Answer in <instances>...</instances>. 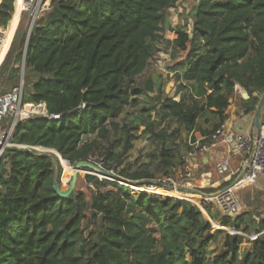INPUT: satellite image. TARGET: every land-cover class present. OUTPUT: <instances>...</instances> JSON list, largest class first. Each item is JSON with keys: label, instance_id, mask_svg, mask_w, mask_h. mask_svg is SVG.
<instances>
[{"label": "trees", "instance_id": "obj_1", "mask_svg": "<svg viewBox=\"0 0 264 264\" xmlns=\"http://www.w3.org/2000/svg\"><path fill=\"white\" fill-rule=\"evenodd\" d=\"M174 2L53 0L29 35L19 28L7 53L19 0H0V26L13 30L0 76L17 86L24 66L23 102L61 115L18 122L11 142L55 149L73 166L99 159L104 169L142 185L155 179L150 165L120 167L141 125L142 133L155 127L152 112L161 113L158 125L166 119L177 124L153 130L167 175L182 155V130L193 132L200 117L214 114V129L220 126L239 90L248 95L241 98L244 113L255 112L264 96V0H199L191 31L180 30L176 38L178 50L187 53L180 63L187 65L188 94L163 97L160 91L158 107L135 111L143 94L137 79L150 67ZM57 159L2 153L0 264H264V217L251 210L217 215L212 203L202 202L230 233L215 229L193 202L94 174L85 177L94 187L90 198L78 190L61 197L54 188ZM221 234L223 248L209 262L208 245Z\"/></svg>", "mask_w": 264, "mask_h": 264}, {"label": "rangeland", "instance_id": "obj_2", "mask_svg": "<svg viewBox=\"0 0 264 264\" xmlns=\"http://www.w3.org/2000/svg\"><path fill=\"white\" fill-rule=\"evenodd\" d=\"M198 3L199 0H175L174 5L170 7L169 10H167L166 17L168 18V22H167L168 25L164 26V28H161L159 32L160 37L158 38L157 43H154V56L152 58L150 67L143 75H141L137 79V85L142 89L143 94L140 97V105L138 108L135 109V111L140 112V109L150 105L152 106L157 105L158 107L162 100V96L159 97L160 95L158 94L160 93V91L162 92L163 97L168 95L180 97L186 93L187 82L182 78V76L187 68V65L185 62L184 64L178 62L180 59L183 60V58L186 57L187 53L178 50L176 39L169 42L168 41L169 39L167 40L162 34L165 33L166 30L173 31L174 28L176 29L178 28L179 31L180 30L185 32L190 31L191 30L190 26L193 23V18L196 14ZM45 14L46 11L42 12L41 17L44 16ZM22 25H24V27H28L27 18H25V16L21 18V20L18 22L16 26L15 34L10 42V46L7 53L12 47V44L15 40V36L19 28L23 27ZM8 28L9 25L6 28L0 26V29H3V32H5ZM5 33L8 34L7 32ZM5 57L0 64V70L2 69V66L4 64ZM157 64H159L158 67L162 66V68L159 71H157L156 69ZM179 64H181L182 66ZM183 80L184 82L182 83ZM0 83H1L0 90L2 91H10L16 86L14 85L15 84L14 82L8 80L5 74L0 76ZM26 86H28L27 81H26ZM186 94H188V92ZM27 104L30 108H34L29 105L31 103H27ZM41 112H38L36 117H41L42 116ZM160 119H161V113L159 111L152 112V121L155 122V127H153L151 131L148 133H142L145 126L141 125L139 131H137L138 138L134 140L133 147L125 155L120 169L125 168V169L135 170L139 167H145L147 165H150L151 171L155 174V179L167 175L161 170L159 166L160 159L157 156L159 150L157 148L156 140L154 139L153 136V130H158L159 128L167 127L169 124H172L170 127V130H172L173 128L177 127V124L175 122H171L170 120L166 119L160 125H158ZM203 119L204 118H202V120ZM11 120H12L11 118L5 119L4 127L8 125ZM184 134H185V130H182L179 139L180 143L178 144L179 146L182 147L181 148L182 154L188 149L193 148L197 145V144L190 145L189 143H185L182 140L184 138ZM238 155L234 156V164L232 163V167L235 169V175L231 179L232 181L239 175L247 159V157L244 156L243 159L239 161ZM180 158L175 160L174 165H179L181 163ZM57 160H58L57 170L60 179V184L62 185L63 189H67L71 182V178H72L71 168L73 167V165H70L71 168L69 167V169L67 170V174L69 176L67 177V180L64 181L65 164H63V161H60L59 158ZM92 162L104 168L102 160L96 159V160H92ZM89 172L90 170L87 168H83L82 171H80L75 188V190L85 192L88 198L91 197L92 189L94 188L92 185H89L85 182V177L87 174H89ZM111 172L117 175L120 171L115 170ZM214 178L216 180H221L222 182L221 185L217 187L211 185L210 182L212 179L211 176H209L208 178H206L207 180L208 179L210 180V182H207L208 183L207 185L197 186L196 188H199L201 190L205 189L208 191L214 190L213 192H205V193H214L219 191L220 188L222 189L223 187L227 186L226 184L228 183V181H224L223 176H219L215 173ZM258 184L259 181L256 182L255 184H249V183L240 184L237 186L236 192L242 202V213L245 212L246 210H251L255 215L264 217V188H261V186H259ZM142 187L144 186H141V188ZM191 196L192 195H189L187 197L189 201L195 200L193 197H197V200L195 201H197L198 204L204 201L198 195H194L193 197ZM207 203H209V201ZM210 203H212V209L214 213L217 215H221V211L218 209L216 203L214 201H211ZM203 213L205 217L209 221H211L215 229H217L218 227H222L220 226L219 222L212 220L211 217L206 212ZM223 229L230 233L235 232L233 229L230 228H223ZM249 238L251 239L256 238V233L250 235ZM223 241H224V234H221L215 241H212L208 245L207 259L209 262H211L214 259V257L222 250Z\"/></svg>", "mask_w": 264, "mask_h": 264}, {"label": "built area", "instance_id": "obj_3", "mask_svg": "<svg viewBox=\"0 0 264 264\" xmlns=\"http://www.w3.org/2000/svg\"><path fill=\"white\" fill-rule=\"evenodd\" d=\"M19 1L21 7L19 21L24 16L27 18L29 35L35 22L41 17V13L47 10V0ZM0 31V33H4L3 29H0ZM158 65L159 64H157V66ZM24 83V80L21 78L19 84L12 90H0V145L3 147L0 149V157L5 151L4 146L14 144L11 142V137L18 122L34 119L38 114V112L25 111L27 103L23 102ZM41 114V117L50 121L59 120L61 118L60 114H50L47 112V109L43 110ZM8 118H11L12 120L4 127V120ZM253 141L254 137L252 133L233 130L228 128L225 123H222L220 126L207 134L201 143H198L195 147L188 149L181 155V168L179 170L175 171L171 175H166L144 182L142 185L135 184L131 186L148 193L159 194L160 192V194L164 196H171L189 201L187 195L194 196V194L180 192L176 188L181 185L193 186L192 181L195 179V171L198 169L197 161L200 160L202 154L209 151L214 144L226 145L230 151L228 155L219 159L215 170L219 175L223 176L224 181H230L235 175V171L232 169L231 152L239 151L248 157L253 147ZM262 175H264V123L259 134L257 151L253 163L247 169L242 180L236 185V187L229 188L219 193L215 198H203L200 195L198 196H200L205 202L214 201L218 209L221 211V214L236 217L242 214V202L236 192L237 186L243 183L255 184L259 181ZM209 176V173H203L199 176V179L203 180ZM202 185L204 184H201L200 186ZM141 186L144 187L141 188ZM166 191L171 193H166ZM174 192L177 194H174ZM190 202L197 204L203 212H206L202 203L198 204L195 200Z\"/></svg>", "mask_w": 264, "mask_h": 264}, {"label": "crops", "instance_id": "obj_4", "mask_svg": "<svg viewBox=\"0 0 264 264\" xmlns=\"http://www.w3.org/2000/svg\"><path fill=\"white\" fill-rule=\"evenodd\" d=\"M53 2V0H47L46 1V12L49 10L51 3ZM169 10V9H168ZM168 18L166 17L165 22L162 24V28H164V26L168 25ZM193 23L190 26L192 29ZM179 31V29L174 28L173 31H169L166 30L165 33H163L162 35H164V37L169 41H173L178 37L177 32ZM191 31V30H190ZM189 31V32H190ZM191 34V33H190ZM6 39L5 36V32L4 34L0 33V48L3 47V42ZM185 58H183L184 60ZM183 60H179L178 63H180V61ZM181 65V64H179ZM182 66V65H181ZM162 68V66H157V71H159ZM183 78V76H182ZM184 79V78H183ZM184 82V80L182 81V83ZM174 85V84H173ZM263 97V95H261V98ZM241 98H247L246 96V92L244 90H239L238 93L236 94V96L234 98H232L231 100V104L228 107V109L225 112V116L226 119L223 123H225L228 128L233 129V130H238V131H242L245 133H254L255 131V126H254V118H255V112L253 113H249V114H245L243 109L241 108ZM202 118H204L202 120ZM202 118L200 117L198 120V124L196 129L193 132H187L185 131L184 134V138L182 139L185 143H189L190 145H196L198 143H200L207 134H209L211 131H213L215 124L218 121V117L215 116L214 114H210L207 113L204 116H202ZM230 149L224 145V144H214L209 151H207L206 153L202 154L200 160L197 161V165H198V169H196L195 171V179L192 181V185L194 187L200 186L201 184L207 185L209 182L207 179H199V176L203 173H209V175L211 176V185L217 187L219 185H221V180H216L214 178V174L216 173L217 175H219L216 170V164L219 161V159L223 156L228 155ZM239 155H238V154ZM239 156V161L241 159H243V157L245 155H243V153L239 152V151H233L231 152V158H232V163L234 164V156ZM181 164V163H180ZM175 165L174 168V172L179 170L181 168V165ZM233 171H235V169L232 167ZM221 176V175H219ZM259 186H261V188H264V175H262L259 179ZM192 186V187H193Z\"/></svg>", "mask_w": 264, "mask_h": 264}, {"label": "water", "instance_id": "obj_5", "mask_svg": "<svg viewBox=\"0 0 264 264\" xmlns=\"http://www.w3.org/2000/svg\"><path fill=\"white\" fill-rule=\"evenodd\" d=\"M192 36V33L190 34ZM21 78L24 80V66L22 69V76ZM246 96L248 97V95L246 94ZM44 106V105H43ZM45 109L46 106H44ZM264 123V96L262 97L261 101L259 102L257 109H256V113H255V118H254V126H255V131L253 133V137H254V141H253V147L252 150L249 154V156L247 157L245 164L241 170V172L239 173V175L227 186L223 187L222 189H220L217 192L214 193H205L203 192L201 189L196 188V187H191V186H178L176 189L180 192H187L190 194H194V195H200L203 198H215L218 196L219 193L229 189V188H233L236 187V185L242 180L244 174L246 173L247 169L252 165L256 151H257V145H258V138H259V134L260 131L262 129V125ZM3 147L0 145V149H2ZM4 150H10V151H21V152H26V153H35V154H40V155H51V156H56L59 158L60 161H66L61 154L52 148H47V147H43V146H32V145H18V144H11V145H7L4 146ZM69 164V163H68ZM71 165V164H69ZM74 173L72 174V178H71V182L70 185L67 189H63L62 185L59 183V180L56 179L55 180V191L61 196V197H68L70 196V194H72V192H74L75 188H76V184H77V180H78V175L80 173V171H82L83 168H87L90 170L89 174H94V175H100L101 177H104L106 179L109 180H113V181H118L121 183H125L127 185H139L141 182H132L129 180H126L104 168H102L101 166H98L97 164H95L94 162L90 161V160H82L78 163H76L73 167ZM134 187V186H133ZM219 229H223L225 227H218Z\"/></svg>", "mask_w": 264, "mask_h": 264}, {"label": "bare ground", "instance_id": "obj_6", "mask_svg": "<svg viewBox=\"0 0 264 264\" xmlns=\"http://www.w3.org/2000/svg\"><path fill=\"white\" fill-rule=\"evenodd\" d=\"M20 13H21V7H20V1H19V11H18L17 17H16V19H15V23H14L13 28H15V27L17 26V24H18V21H19V18H20ZM12 31H13V30H12ZM12 31H11L10 33H8V34L5 33L6 39H5L4 42H3V47L0 48V61H1L2 55H3V53H4L5 49H6V47H7L8 43H9V41H10V39H11ZM25 111L41 112L42 110H41L40 108H39V109H36V108H30V107H26V106H25ZM63 164H65V171H67V170L69 169L70 165L67 163V161H64V160H63ZM70 168H71V167H70ZM71 169H72V173H71V175H72V174L74 173V170H73V168H71ZM65 180H67L66 177H64V181H65ZM166 193H171V192H167V191H166ZM174 194H177V193L174 192ZM188 196H189V195H188ZM191 197H193V196H191ZM193 198H194V197H193ZM194 199H195V198H194Z\"/></svg>", "mask_w": 264, "mask_h": 264}]
</instances>
